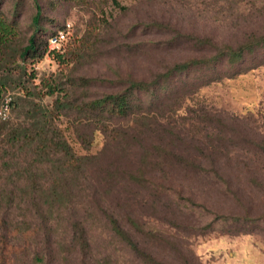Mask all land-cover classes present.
Returning a JSON list of instances; mask_svg holds the SVG:
<instances>
[{"label":"rangeland","instance_id":"rangeland-1","mask_svg":"<svg viewBox=\"0 0 264 264\" xmlns=\"http://www.w3.org/2000/svg\"><path fill=\"white\" fill-rule=\"evenodd\" d=\"M36 2L40 47L22 61L35 3L0 0L18 30L7 52L11 68L0 58V238L8 228L17 253L16 243L47 222L55 240L67 241L70 221L100 206L125 226L128 215L141 224L146 235L137 240L162 264H264L263 45L236 62L158 77L123 116L83 105L264 35V0ZM47 30L56 32L50 48L62 62L37 55ZM50 84L55 92L43 94ZM38 142L47 144L41 152ZM28 224L21 233L11 229ZM86 226L93 264H141L112 244L103 221ZM10 258L7 264H31L19 253ZM52 260L81 264L75 248Z\"/></svg>","mask_w":264,"mask_h":264},{"label":"trees","instance_id":"trees-1","mask_svg":"<svg viewBox=\"0 0 264 264\" xmlns=\"http://www.w3.org/2000/svg\"><path fill=\"white\" fill-rule=\"evenodd\" d=\"M35 3V13L32 16L31 23L34 27L33 33L27 40V43L24 44L22 49L19 51V59L26 60L27 57L34 56V54L38 51V44L35 42V34L39 29L40 19H41V8L40 5L33 0ZM46 32V28H44ZM48 31V30H47ZM47 40L45 41L43 47L38 52L37 55L39 57L50 54L59 62L63 61V57L60 54V51L56 48L49 47L50 38L56 35V32H47ZM18 35V30L14 25L13 21H10L5 13L0 11V58L2 59L3 66L10 67L12 63V55H7L9 50V46L13 42V40ZM264 46V35L257 36L255 39L248 40L246 43H243L234 48H226L222 50L215 51V54L212 56H201L198 58L188 59L182 62H178L171 66L168 70L156 76L154 81H143V80H132L129 82L128 86L123 89V91L119 93H108L104 96L89 100L83 105L91 110L106 111L109 107L107 113L114 116H123L127 113L131 112L132 109V98L133 96L137 97L138 94H145L148 92L149 86L152 84H156L158 82V77H165L166 75H187V73L191 72L196 68H211L215 67L217 63L223 64L236 62L240 58H242L248 52H255L256 49H260ZM264 49V48H263ZM231 65H229V68ZM11 70V69H10ZM229 74V73H228ZM5 84H0V93L4 91ZM151 92L154 89L150 90ZM55 92V87H51V84L48 85V90L43 94L52 95ZM58 103V101H56ZM134 103V102H133ZM82 105V106H83ZM135 105V103H134ZM81 106V107H82ZM48 116L49 112H42L44 115ZM25 137H28V134H23ZM20 136L18 133H14V137ZM40 146L38 147L39 152L44 150L47 146L46 142H38ZM59 147L63 150V152L67 155V158L74 163H79L80 160L78 157L73 156L71 154L68 144L66 142H60ZM80 158H86L85 156H80ZM190 163V162H189ZM68 166V164H67ZM195 166V165H194ZM196 167V166H195ZM128 178L134 179L136 175H127ZM62 198L63 202H67V196L65 193L58 194ZM57 196V195H55ZM98 212V213H97ZM90 212L86 215L79 216L78 219H72L69 223V229L71 230V235L69 240L67 241H59L55 240L53 237V227L52 224H48L47 222H43L40 224L39 229L34 228L33 235L29 236L28 239L22 241L21 243H16L18 246L17 253L20 256H25L29 258L31 264H52L53 257L60 251L66 250V252L72 251L74 248L79 252V260L81 264H93V262L89 259V246L90 240L87 237V222L92 220L95 221H103V223L107 226V231L110 233L111 237L114 241L112 244L118 243L122 245V247L129 250L135 258L140 260L141 264H162L158 259H156L151 252H149L144 246H142L137 240L136 236L138 233L141 235H146L143 226L139 224L132 216H126L127 226H125V219H121L117 214L108 210L106 207L102 208L99 206V211ZM38 210H35V215H38ZM124 221V222H123ZM30 224L27 227L21 228L20 225H13L11 229L15 230L18 233L23 232V230L30 229ZM34 226V225H33ZM41 227V231H40ZM195 231H200L202 228L196 223L193 224ZM207 226L205 225V228ZM242 228V227H241ZM6 232L2 233V238H0V264H7L10 261V257L16 255L17 253L11 249V245L9 246L7 241V235L9 229L5 227ZM239 231V230H237ZM149 234L152 235L153 239L157 242L158 235L152 231ZM16 249V250H17ZM117 262L113 260L112 262H105L104 260H98L97 264H116Z\"/></svg>","mask_w":264,"mask_h":264},{"label":"built area","instance_id":"built-area-1","mask_svg":"<svg viewBox=\"0 0 264 264\" xmlns=\"http://www.w3.org/2000/svg\"><path fill=\"white\" fill-rule=\"evenodd\" d=\"M50 42H49V47H53L54 46V44H55V41H56V36H54V37H52V38H50V40H49Z\"/></svg>","mask_w":264,"mask_h":264}]
</instances>
